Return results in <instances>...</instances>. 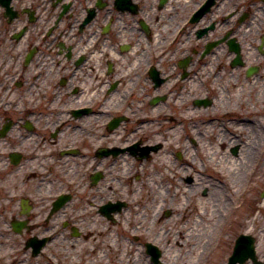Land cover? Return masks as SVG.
Instances as JSON below:
<instances>
[{
    "label": "flooded vegetation",
    "instance_id": "af4514ba",
    "mask_svg": "<svg viewBox=\"0 0 264 264\" xmlns=\"http://www.w3.org/2000/svg\"><path fill=\"white\" fill-rule=\"evenodd\" d=\"M11 6L14 18L0 9V169L8 170L0 182L8 183L13 173L14 180L20 178L15 187L39 178L41 170L47 174L38 184L51 190L46 177L53 172L57 178L55 170L76 159L92 173L106 169L110 156L97 158L90 144L96 122L106 117L98 135L106 139L103 147L115 150L122 144L128 118L111 115L108 105L122 104L125 90L136 89L142 75L153 88L167 83L174 64L163 58L176 53L167 43L175 25L182 27L190 57L189 78L193 66H200L202 80H213L218 75L211 69L214 63L240 70L245 81L252 62L258 72L264 69L262 0H13ZM167 47L159 58L158 49ZM236 51L240 69L229 66ZM158 66L162 77L150 74ZM121 116L126 121L109 131L111 118ZM111 138L120 141L113 145ZM72 150L77 154L64 156ZM15 187L1 210L11 219L23 211V194ZM37 198V205L30 201L29 220L46 205L41 192ZM52 202L41 225L45 232L61 227L55 222L59 213H50ZM46 214L52 216L46 219Z\"/></svg>",
    "mask_w": 264,
    "mask_h": 264
},
{
    "label": "rangeland",
    "instance_id": "374dc122",
    "mask_svg": "<svg viewBox=\"0 0 264 264\" xmlns=\"http://www.w3.org/2000/svg\"><path fill=\"white\" fill-rule=\"evenodd\" d=\"M222 62H224L223 58ZM221 73L224 74L223 84L220 82H217V84L223 89L226 88V83H224L225 78H232V80L236 83L233 88H228L230 92V95H228L231 98L230 100H224L222 94L218 95L217 92H212L211 84L202 89L198 88L194 91V87H189V84L186 85V83H183L182 85L177 81H172L174 79H171L170 81L172 82L169 83H174V87L170 88V85L167 84L160 88L159 91H153L151 95L153 96L155 94L168 93L166 102H164L165 104H160V107H167L166 114L170 116L173 115L175 117H178L179 114L185 113L186 110L189 111L188 113L200 110L199 112L203 116L200 118V121L196 119L193 120L192 123L188 122L184 131H179L180 128L177 127L178 132L182 135V139L180 137L174 140L175 135L168 134L167 136L164 133V138H167L169 142L163 140V144L158 150L159 152L151 153L147 160L145 159V161L150 162L151 160H155V156L157 154H160L169 157L171 161L175 162V166H173L174 168H172L171 166L167 167V171L171 178L169 179V181L163 180V184H165L164 189H167V187H171L168 191L166 198L168 206L161 212L163 220L171 218V210L173 211L174 208L183 207L185 205V207L187 208L184 212L181 213V224H184V221L187 219L189 212L194 209V203L196 202V200L209 199L210 201L214 200L211 202L215 203V200L217 199V194H214V188H208L206 182L207 180H209L214 185L219 186V182H223L225 180V173H227V170L229 169L228 167H230L229 161L231 160V158L224 156L225 154L230 156L228 154V148H225V145L228 141H230V139L233 138L237 141L236 145H242L240 140L246 141L247 134H249L253 130L251 126H249L248 130H241L237 128L236 124L233 121L232 127L236 128V130H234L230 127L231 125L229 127L227 126V119L246 117L248 121H253L254 123H256L255 131L257 130V128H261L257 123V121L260 119L259 115L257 114V110H259L261 106L264 107V103H258L257 100H260L261 98L264 99V92H260V86L262 83H257L255 91L249 92V87L250 85H252V83L249 84L246 81L241 80L242 78L240 73L230 74L227 72L226 69H223ZM261 74H264V71L261 72ZM168 88L169 91H165V89L168 90ZM138 91L140 94L141 88H139ZM183 92L186 93V95L188 96H194L197 93H200V95L208 93L213 99V104L206 110H204L205 108H196L189 103L187 105L185 104L184 107L179 109L173 104L171 100L176 97H179ZM162 100H164L163 97ZM152 103V101L147 102L148 105H151ZM230 108H234V110H232V112L227 115L223 114L227 110H230ZM206 111L207 114H209L208 116L203 115ZM247 112H249V115L246 114ZM126 114L130 116V120L132 121L129 122L128 126H124V128H126L124 133H122L124 141L128 139L129 143L134 139H139L142 140V143L146 144H159L160 142H162L161 137H159L158 135L151 134L149 132L146 134L144 139H142L140 137V134L137 132L129 133L130 130H132L130 126L135 128L138 126V123L135 124L134 121L136 120V118H138L139 112L137 113V115H132L129 111H126ZM168 117L169 116L161 115L158 121H163L162 119H165L167 121L169 119ZM209 119H213L211 121L213 128H210L209 124L206 123ZM221 120H223V123L221 122ZM101 123L102 120L96 123L94 139L90 140V144L93 148H96L97 146H99V144L104 142V140L98 137V135L102 132ZM189 123L191 127L193 125H197L196 131H194V133H192L191 135L193 138L188 135V131L190 129V127H188ZM220 124H222L223 126H220ZM224 125L228 131H225L224 128H221L224 127ZM221 130H223V132H219ZM173 132H175V130H173ZM211 133L213 134V136L210 140L207 135H210ZM218 133H222L225 136V138L222 139L224 140L225 144L221 145L222 147L224 146V148H220L221 150L216 145L211 144V142L213 143L215 140H217ZM195 134L196 138L202 141L198 144V146L195 145L196 148L195 146H193V143H191L193 142V140H196ZM235 136H238L239 140H237ZM172 138L174 140L172 146L167 147V145L170 144V141H172ZM250 138L251 139L249 147L253 141L256 142V138L252 139V135L250 136ZM125 144L127 143L123 142L122 145ZM202 145L204 147H202ZM176 146L180 147V150L178 152L183 155V158L188 160V162L186 160H184L183 162L190 163L189 159L190 161L193 160L194 153H198L196 161L199 162L201 159L202 166H200L203 168H201V171H199L198 174H195V168L199 166V164L196 167L194 166L195 168L190 166L191 168H193V170H188V165H181V159L179 160L178 158H176ZM216 150L218 152L217 154H214V151ZM262 151V155L260 158L257 159L258 164H255L252 174L248 176L247 179L244 181L237 179V185H235V188L233 187V193L232 188H229L230 197L233 202V210L227 211V215L225 213L226 217L224 223L221 224L220 227L222 237L220 238L217 247H215L211 253L206 254L202 264H225L227 257L231 253L234 239L238 234L241 233H249L256 238L257 256L260 259L264 258V230H262V228L264 227V206L258 211V206L263 205L264 203V198L261 197L264 187V143ZM207 159L211 161L209 167L208 165H206ZM126 161L127 163L122 159H116V161H114L113 159H107L106 179L101 181L99 184L95 185L92 189L88 188L87 180L82 178L83 170L87 167V165L83 164L80 159H76L73 163L71 162V164L68 165V167H75L78 162L80 164L77 170L76 168H74L76 173L74 174L73 178L64 177L62 180V176L64 175L63 171L61 170L62 167L61 169H57L55 171L57 178H55L53 172L52 174L46 177V180H50L51 185H53L50 191L56 192L58 189L61 190L66 187H70V189L74 192L76 198L75 200L79 201V208L77 207L76 209L75 207L70 206L69 208L65 209L66 218L72 217L73 220H75L77 223H83L84 228L88 224L92 223V226H95V228L93 229L92 233L84 232L81 236L76 238L71 237V234L69 235V231L63 229L61 232V234H63H58L56 236V238L58 236L61 237L57 241H54L53 239L52 241L54 242L48 244L45 248V252L43 253V255L38 258H31L29 260L27 259V255L22 253V251L20 250L22 239L18 236L11 235L8 231L5 224L8 220V214H1V209H3L5 205L0 202V253L3 254L2 256L0 255V264H91V261L95 260V257H90V253L88 250L89 247H91L90 237L92 234L97 235L100 241L98 247L103 248L104 246L103 249H105L106 252H108L106 244L108 241H110L108 238L109 235H112L113 239L117 241L116 251L112 252L111 254L109 253L108 257L104 259L102 264H150L149 258L145 256V252L143 250L145 243H151L153 245H156L161 252H164L160 256L158 264H194L193 262L195 259L192 257L193 255L192 253H190V250L193 248H197L196 244L198 243L203 245L204 240L203 242H200V237L195 236V232H193L195 233L194 235L193 233H191L189 238L188 234L174 235L176 232L172 233L171 235H168L167 238H164L165 236H163V233H160V230L158 228L159 224L157 223V221L153 222V216L158 212V204L156 205V202L153 198L154 196L150 195L148 201H145V199H143L142 201L137 199L139 201V203L137 202V205L133 202V198L135 197L133 191L137 189L139 190V186L144 180V178L138 171L140 168L138 166L139 162L131 160ZM159 162L161 163V160L158 161L156 164H159ZM252 162H254L253 157H251L249 165H251L250 163ZM53 168L55 170V168L60 167L54 165ZM148 169H150V171L148 172L149 178L152 180L151 187L153 188V190H155V193H157L159 189V183L156 180L157 167L156 165H152L151 167L150 163ZM186 169L187 171L185 172ZM159 172L162 173V171ZM37 174L39 178L32 181V183H28L26 185L27 192L30 194H32L31 190L36 188L35 184L39 183V179L41 176H43L44 173L40 171ZM189 174H193L195 175V177L196 175L198 176L196 178H198L199 180L196 181V184L188 186L183 182L182 179ZM7 176L0 174V178H4L3 180H5ZM14 178L15 177L13 173L9 175L8 184L9 188L11 187V189L17 186V184H13V182L20 181V178H17V180H14ZM68 181H71L73 185L68 186ZM239 184L240 186L242 185V190H240V193H237L236 189ZM45 187L46 186H41L39 190L43 191ZM116 187H119V189H117ZM174 190L180 191V196L175 197ZM204 190H207L205 195L202 194ZM148 191L149 189L147 188V192ZM1 193L3 195L5 194L3 192ZM91 197L94 199V209L90 211V216H87L88 222L84 223L81 219H78L76 217V213L80 212L82 208L85 209V211L86 208H90V206L87 204V198L90 200ZM115 199L126 201L127 207L116 216L113 222H110L108 220L105 221L97 214V205L102 200H106L107 202L108 200ZM131 203H133V205H131ZM239 204L241 207L238 210H235L234 205L237 206ZM144 205L146 206L147 210H145ZM166 211H168V213ZM257 216L259 218L256 222H259V224L257 223L256 225H254V230L250 228L245 229L244 227L248 224V221H254V217ZM61 219L62 216L60 215L55 220V222ZM84 220L86 219L84 218ZM94 221H96V223ZM200 225L204 229L205 225L208 226L206 223L203 222ZM102 227L103 232L99 233L98 231H100ZM205 231H209L208 228H206V230L202 231L201 233H204ZM176 236L180 237V243L185 244L181 248V250H177L176 246L173 244ZM69 238L71 240H68ZM163 238V243L160 244V241ZM171 241H173V243ZM85 243H88L85 250L79 253L81 251L79 250L80 247H83ZM123 246L131 247L129 254L125 259L123 258ZM170 246L172 247L169 251ZM10 249L18 250L15 251V253H13L12 251L11 254L8 253L5 255L6 252L11 251ZM67 255L70 256V258L67 257ZM121 258L123 260H120ZM246 264L251 263L248 262Z\"/></svg>",
    "mask_w": 264,
    "mask_h": 264
},
{
    "label": "bare ground",
    "instance_id": "6f19581e",
    "mask_svg": "<svg viewBox=\"0 0 264 264\" xmlns=\"http://www.w3.org/2000/svg\"><path fill=\"white\" fill-rule=\"evenodd\" d=\"M193 83H194V80L192 81V85ZM140 97L144 98L145 94L142 93ZM257 102L260 103V102H263V100H257ZM146 112L148 113L146 114ZM246 114L249 115V112H247ZM257 114L260 117L257 123L259 124L261 128L259 129L257 128L258 131L252 130L250 132V134H256L257 132L259 133V134L257 133L255 136L256 142L254 141L252 142L248 151H246L247 149L243 150L241 157L238 158V162L229 161L230 167L227 170V173H225V180L223 182H219V186H216L213 183H211L209 180H207L206 185H208V188L210 189L214 188L213 192L215 195L217 194L216 195L217 199L215 200V203L211 202L214 200L210 201L209 199L208 200L207 199L196 200V202L194 203V209L191 212H189L187 219L184 221V224H181V216H182L181 213L186 210L187 207H185V205L183 207L174 208L172 211L173 214L171 215V218L169 219L163 220V216H160V212L164 210L165 208H167L168 206V203L166 202V198H167L168 191L170 190L171 187L170 188L167 187V189H164L165 184H163V180L169 181V179L171 178L167 171V167H170V164L172 163L169 162V159L166 156L157 154L155 156V160H152L150 162L145 161V162H142L140 165L141 175L143 176L144 180L141 182L139 186L138 193H136L137 192L136 190L133 191V193L138 195V199L140 201H142L143 199H145V201H148L150 195L154 196L153 198L156 202V205L158 204V212L154 214L153 222L157 221V223L159 224L158 228L160 230V233H163V236H165L164 238H167L168 235H171L174 232H176L174 235H187L188 234V238H189L190 234L195 232L196 233L195 236L200 237L199 238L200 242H203L204 240L203 245L198 243L199 245L196 244L197 248H193L190 250V253H192L193 255L192 257L195 259L193 262L194 264H202L206 254L211 253L212 250L215 247H217V244L219 243L220 238L222 237V232L220 231L221 224L224 223L225 217L227 215V211L233 210V202L230 197L229 188H232V193H233V187L235 188V185H237L236 180L237 179L241 181L245 180V177L248 174H251L253 172L255 164L256 165L258 164L257 159L260 158L262 155L263 151L261 150V148L263 146V141H264L263 140L264 124H262L264 123L263 122L264 121V107L263 106H261L260 109L257 110ZM157 115H159V113L155 112L152 109H149V110L144 109V104H143L142 109H141V117H140L141 125H140V128L138 127V131L140 133H144L145 131L147 130L150 131L149 129H151L150 132L159 134L161 129H167L168 132L175 129V132L178 133V130H176V127H169V123H166L163 126L155 127L154 119H155V116ZM180 117L183 119H186L187 116L184 113V114H181ZM178 119L179 118L173 119V120L176 122L178 121ZM233 121L236 124V126L242 127L247 120L243 118H236V119H233ZM233 121L231 122V127L233 126L232 125ZM208 124L210 128H213V125L211 122H208ZM252 124L255 125V123H252ZM246 126L247 125H245V127ZM212 136L213 134L211 133L208 136V138L211 140ZM221 140L222 139L220 138V136H218L217 140H215L213 143L211 142V144L218 145L221 142ZM230 143L235 144V141H230ZM167 147H170V144H168ZM217 152H218L217 150L214 151V154H217ZM251 157H253L255 163L252 162L250 163L251 165H249ZM160 160H161V163L159 162V164H156ZM150 163L151 165H156L157 167V176H156L157 179L156 180L159 183V189L157 193H155V190H153V188L151 187L152 180L149 178V174H148L149 172L148 166ZM235 163H236V167H235ZM207 164H210L209 159L207 160ZM159 171H162V173H160ZM240 187L241 186L239 184V186H237V189H236L237 193L240 192L241 190ZM147 188L149 189L148 192H147ZM174 196L175 197L180 196V191L174 190ZM144 208L145 210H147L145 205H144ZM258 218L259 217L257 216V217H254V221L249 220L248 224L245 225L244 228L254 229V225H256L257 223L259 224V222H256ZM202 222L208 225V226L205 225V229L202 228L200 225ZM206 228H208L209 231H205L204 233H201L202 231L206 230ZM262 230H264V227L262 228ZM102 232L103 230L99 231V233H102ZM195 233H193V235ZM108 238L110 241H108L106 244L107 249H108V252H106V250L103 249L104 246L103 248L98 247L100 241L97 235H94V234L91 235L90 237L91 247H89L88 250L90 253V257L91 256L95 257V260H92L91 264H102L104 259L108 257L109 253L111 254L112 252L116 251L117 241L113 239L112 235H109ZM164 238L160 241V244L163 243ZM179 239L180 237L176 236L174 239V243L173 241H171L176 246L177 250H181V248L185 245V244L180 243ZM87 244L88 243H85L83 247H80L79 250L81 251L79 253L85 250ZM171 247L172 246H170L169 251ZM130 249L131 247L129 246H123V253H124L123 258L124 259L129 254ZM207 250L210 252H208ZM165 253H166V250H165ZM120 260H123V259L121 258Z\"/></svg>",
    "mask_w": 264,
    "mask_h": 264
},
{
    "label": "water",
    "instance_id": "95a60500",
    "mask_svg": "<svg viewBox=\"0 0 264 264\" xmlns=\"http://www.w3.org/2000/svg\"><path fill=\"white\" fill-rule=\"evenodd\" d=\"M249 257L254 264H261L258 263L254 257L252 239L250 237L241 236L237 240L235 251L229 259L228 264H236L237 262L242 264Z\"/></svg>",
    "mask_w": 264,
    "mask_h": 264
}]
</instances>
